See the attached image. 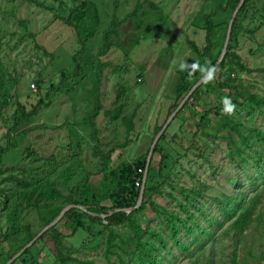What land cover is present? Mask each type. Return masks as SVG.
Returning <instances> with one entry per match:
<instances>
[{
	"label": "rangeland",
	"instance_id": "374dc122",
	"mask_svg": "<svg viewBox=\"0 0 264 264\" xmlns=\"http://www.w3.org/2000/svg\"><path fill=\"white\" fill-rule=\"evenodd\" d=\"M81 1L0 0V164L3 167L0 185L6 184L11 171L22 173L24 169L37 178L47 177L63 195L54 197L42 181L33 196L34 200L38 198L39 207L28 208L27 201L20 205L11 203L9 214L17 207L21 216H26L25 221L31 223V233L40 231L48 219L69 204L66 196L71 189H77L76 184L84 179L87 170L93 171L89 181L100 197L111 189L114 181L101 171V155L95 153L98 144L104 152L113 150L109 169L146 152L155 125L166 119L178 62L186 60L190 64L195 60L189 40L199 46L205 44L204 17L216 10L218 13L213 18L218 26L214 51H219L224 45L225 21L230 15L226 0H139L140 8L135 15L128 14L138 0H86L85 6L79 8ZM220 1L222 8L218 7ZM75 7L78 9L72 17L74 27L63 18ZM113 16L120 20L119 33L111 35L109 49L100 53L103 32ZM241 26L244 31L239 34L235 49L252 71H240L238 80L264 97V45L261 44L264 41V0L251 1L250 11ZM247 29L253 33H246ZM74 55L81 66L76 76L73 75ZM62 71L68 74L69 86L60 89ZM216 76L212 80L214 85ZM122 84L125 91L119 98L117 88ZM202 90L200 100L191 99L168 126L166 138L159 141L176 161L169 172L171 179L162 186L164 193L152 194L151 198L175 206L166 192L179 198L180 185L197 186L204 195L200 199L201 209L224 219V223L208 226L213 236L203 235L204 244H193L191 255L172 245L177 258L169 255L171 264H190L193 259H197L198 264L207 260L209 264H264V184L256 191L250 189L243 167L237 166L230 157L228 140L223 137L227 130L215 114V110L222 108V98L234 95L229 88L217 86H203ZM97 92L102 108L94 126L88 116L95 108ZM5 95L9 98L8 104L4 102ZM39 98L44 103L40 104L38 113L11 131L12 143L2 150L8 145L7 132L13 125L18 105L31 110ZM242 102L234 103L233 118L245 128L253 125L264 128V113L259 112L260 108L251 109L250 102ZM119 103L124 106L121 117L134 114L129 130L121 117L112 119L104 114V110ZM194 109L201 114L209 111L206 131L196 128ZM96 128L99 143L94 137ZM70 143H73L71 147ZM70 154L75 156L69 158ZM55 155V161L48 160ZM159 156L158 152L152 154L150 164L155 169ZM82 190L81 187L75 199L85 198ZM239 192L247 193L248 197L258 193L253 215L262 213L260 219L255 217L242 231L232 227L233 219L227 218L220 209L226 195ZM102 204L110 207L111 201L104 199ZM27 212L31 213L27 215ZM6 213L0 210V251L4 252L19 247L29 238L27 234L15 237L14 229L8 230L12 220ZM194 213L206 226L202 212L194 210ZM145 219L150 224H158L149 206ZM58 228L66 235V244L79 248L78 256L94 257L97 264H110L103 255L101 237L73 231L65 218L58 223ZM179 235L185 239L183 232ZM39 245H44L40 259L45 258L47 264H57L45 242ZM5 261L0 255V264Z\"/></svg>",
	"mask_w": 264,
	"mask_h": 264
},
{
	"label": "trees",
	"instance_id": "16d2710c",
	"mask_svg": "<svg viewBox=\"0 0 264 264\" xmlns=\"http://www.w3.org/2000/svg\"><path fill=\"white\" fill-rule=\"evenodd\" d=\"M238 1L239 0H226V7L230 11L229 19L233 10L237 6ZM251 1L252 0H244L235 17L227 53L215 70L214 77L217 72H219L216 76V85H214L212 81L207 83L203 82L199 85L186 104L182 105V107L175 113L168 123V126L172 120L176 118L181 109L191 103V99L194 102L200 100L203 86H217L221 89L229 88L234 95L232 98L229 95L233 103H241L242 101V103H244V101H247L250 102L248 105L251 109H255L256 106L260 108V113H264V97H261L259 93L252 91L238 80L240 71L245 69L252 71V69H250L242 60L240 53L235 49L238 36L244 31L241 23L250 11ZM85 3L86 0H82L79 8L84 7ZM222 6L223 2L220 1L218 7L222 8ZM139 8L140 1L138 0L136 7L128 15L137 14ZM77 9L78 8L75 7L74 10H70L69 14L63 18L70 26L75 27L72 17ZM217 13L218 11L214 10L212 13L206 14L204 17L205 44L203 46H199L194 40H189L195 54L194 61H197L198 65L196 67H191L189 70H178L173 84V98L167 108L166 119L180 99L185 97L192 85L201 77V72L198 70V67L203 66L207 61H210L211 66H214L219 58L222 48L217 52L214 51L216 46L215 39L217 36L216 28L218 24L213 17H215ZM228 20L225 21L226 28ZM119 25L120 20H118L116 16H113L109 27L103 32V43L100 53H105L109 49L111 35L119 33ZM245 32L248 34L253 33L250 29L245 30ZM261 44L264 45V41L261 42ZM76 57V55L73 56V60L76 63L73 74L74 76L79 75L81 71L79 60H77ZM100 74L99 80H101ZM139 74H141V72H139ZM61 75L63 80L58 84L60 89L69 86L67 85L68 74H65L62 71ZM138 77L141 79V76ZM39 82L40 80L37 81V83ZM124 91L125 86L123 84L119 85L117 88V95L119 98ZM46 94L48 95L49 93ZM96 98L97 101L95 108L88 116L90 124H93L94 126H96L95 118L99 115L102 108V102L98 92ZM4 100V102L8 104L9 98L7 95H5ZM42 103H44V100L39 98L38 104L34 105L31 110H27L23 104L18 105L13 118V125L7 132L8 145L7 147H2V150L7 149L12 143L9 138V136H11V131L21 127L25 120L30 121L38 113L39 106ZM123 109V104L119 103L114 108L104 110V114L112 119H118L121 117ZM221 109L222 108L215 110V114L218 118L220 117V122H222L223 128L227 130V133L223 135V137L228 140L230 157L237 166L243 167L250 189L256 191L258 186H261L262 183L264 184V128L258 125L245 128L240 122L233 118V115H225L222 113ZM208 115L209 111L201 114L200 111L194 109L193 116L195 118L194 121L197 129L202 128L206 131V128L210 123ZM133 116L134 114L121 117L128 130L131 129L133 125ZM165 120L161 124L155 125L151 141L154 135L160 130ZM168 126L160 136L154 148L153 153L158 152L160 155L157 166L158 168L155 169L149 164L144 184L143 201L139 208L131 212L122 210L113 211L118 208L132 207L136 204L143 181L146 156L149 147L144 154L139 155L132 161H120L116 167L109 169L108 161L112 156L113 150L104 152L98 144L95 153L101 155V161L99 163L101 171L104 172L106 178L114 181L113 186L106 193H102L100 197L89 181V178L91 177L90 175L93 174V171L87 170L84 174V179L76 184L77 189H71L72 191L70 194L66 196L67 203L86 206L88 211L93 212L94 214H90L78 208H70L66 211L62 219H66V222L68 225H71L73 231H86L94 238L101 237L100 240L104 247L103 255L110 264H171L173 261L169 255L177 258V254L171 247L172 245L177 246L182 252L191 255V247L193 244H204L205 238L203 235L207 236V238L213 236V233L208 230V226L217 223H224V219L201 209L202 205L200 199H202L204 195L203 191L197 186L185 187L180 185L177 189L179 198L175 197L172 192H166L168 197L174 201L175 206L161 204L151 198L152 194L161 195L164 193L162 186L168 179H171L169 177V172L171 171L172 164L176 161V159L170 155V152L165 150L159 143V141L166 138ZM196 134L197 132H195L194 135ZM94 137L98 143L101 142L97 134V128L94 132ZM72 144L70 143L69 146L71 147ZM31 152L33 151L30 150V153ZM73 152L77 153L78 151ZM74 156L75 155L70 154L69 158ZM56 158L57 156L55 155L54 158L51 159V157H49L48 160L51 161L54 159L55 161ZM14 170H18V168L14 167ZM2 173L3 167L2 164H0V174ZM136 179L140 180L139 184L135 183ZM42 181L48 185L49 191L52 192L54 197L63 196L62 193L56 189L55 185L49 182L47 177L37 178L34 174L32 175L31 173H28L24 169L22 170V173L11 171L6 178V184L0 185V201H3V206H0V210H2V212L7 211V217L10 216L12 220V224L8 227V230L11 231L14 229L13 232L16 235L15 237L22 234H27L29 236L26 242L19 247L8 249L6 252L0 251V255H3L4 260L9 259L39 232L38 230L31 233V223L25 221L26 216H21L17 207L12 214H9L8 209L11 203L20 205L22 204V201H27L28 208L32 206L39 207L38 198L34 200L33 196L39 183ZM234 182L236 183V180H234ZM81 187L83 189L81 193L85 195V198L75 199L74 197L80 192ZM225 197L226 198L221 201L222 207L220 209L227 218L233 219L231 225L236 230L242 231L254 220L255 217L260 219L262 215L261 212H258L255 216L253 215L257 201L259 200L258 193L255 192L254 195L248 197L247 193L239 192L226 195ZM104 199H110V207L102 204ZM147 206L150 207L153 216L157 218L158 224H150V222L145 219V210ZM194 210L202 212L206 226L200 223ZM29 213L31 212H27V215ZM100 214H105L106 216L102 217ZM56 216L57 214H54V216L48 219L47 222L42 225L41 229ZM11 220H9V222H11ZM58 223L50 227L48 231L40 236L34 244L30 245L11 264H16L17 262L22 264H47L45 258L40 259L39 256L43 250L42 247L44 246L39 245L41 241L45 242L46 246L49 247V253L57 264H97L96 258L80 257L77 254L78 247L65 243L64 238L66 235L59 231ZM180 232L185 234V239H182V235H179ZM187 236L189 237L188 239ZM46 254H44V256L48 259L49 256ZM190 264H198L197 259L191 260ZM203 264H209V260Z\"/></svg>",
	"mask_w": 264,
	"mask_h": 264
},
{
	"label": "water",
	"instance_id": "95a60500",
	"mask_svg": "<svg viewBox=\"0 0 264 264\" xmlns=\"http://www.w3.org/2000/svg\"><path fill=\"white\" fill-rule=\"evenodd\" d=\"M244 0H239L237 3V6L235 7V9L233 10L230 19L228 20V24H227V28H226V37H225V41H224V45L223 48L221 50V53L219 55L218 60L216 61L214 67L215 70L218 67V65L220 64V62L224 59L226 53H227V49H228V45L230 42V38H231V31H232V26L235 20V17L239 11V9L242 6ZM203 83L201 77L192 85V87L190 88V90L186 93L185 97H183L182 99H180V101L177 103V105L173 108V110L168 114L166 121L164 122V124L162 125V127L160 128V130L154 135L151 145L149 147L147 156H146V164H145V169H144V174H143V181L139 190V195L136 201V204L132 207H128V208H118L115 209L113 211H117V210H122V211H126V212H131L137 208L140 207L142 201H143V193H144V184H145V180H146V176H147V171H148V167L152 158V154L154 151V148L160 138V136L162 135V133L164 132V130L167 128L168 123L170 122V120L172 119V117L175 115V113L182 107V105H185L186 102L191 98V95L193 94V92L195 91V89L201 85ZM78 208L82 211L88 212L90 214H94L93 212L88 211L86 206L83 205H78V204H68L66 206H64L60 212L57 214V216L51 220L49 223H47L46 226H44L38 233L37 235L31 239L27 244H25L24 246H22L16 253H14L9 259H7L5 261L4 264H11L15 259H17L30 245L34 244V242L39 239L40 236H42L46 231H48V229L52 226H54L55 224H57L64 216V214L66 213L67 210H69L70 208ZM112 211V212H113ZM100 216L105 217V214H100Z\"/></svg>",
	"mask_w": 264,
	"mask_h": 264
},
{
	"label": "clouds",
	"instance_id": "9594fccd",
	"mask_svg": "<svg viewBox=\"0 0 264 264\" xmlns=\"http://www.w3.org/2000/svg\"><path fill=\"white\" fill-rule=\"evenodd\" d=\"M198 65L197 61L192 64H188L186 60H180L178 62V68L181 71L189 70L191 67H196ZM198 70L201 72V79L203 82L207 83L214 79L215 67L211 66L210 61H207L203 66H199ZM222 103V113L228 116L235 114L236 105L231 101L230 97H223Z\"/></svg>",
	"mask_w": 264,
	"mask_h": 264
},
{
	"label": "built area",
	"instance_id": "2783aa9c",
	"mask_svg": "<svg viewBox=\"0 0 264 264\" xmlns=\"http://www.w3.org/2000/svg\"><path fill=\"white\" fill-rule=\"evenodd\" d=\"M135 183L136 184H139L140 183V180L139 179H136Z\"/></svg>",
	"mask_w": 264,
	"mask_h": 264
}]
</instances>
